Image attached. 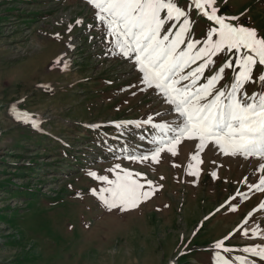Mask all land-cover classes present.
Returning a JSON list of instances; mask_svg holds the SVG:
<instances>
[{"label": "rangeland", "instance_id": "1", "mask_svg": "<svg viewBox=\"0 0 264 264\" xmlns=\"http://www.w3.org/2000/svg\"><path fill=\"white\" fill-rule=\"evenodd\" d=\"M185 2L177 0L189 11L193 38L203 40L202 21L211 24ZM216 6L218 15L239 17L234 23L264 36V0ZM95 11L87 0H0V264H214L213 242L229 233L234 250L222 255L233 264L240 255L264 264L242 251L264 242L251 235L253 227L264 230V192L243 183L264 174L257 157L210 144L192 160L194 142L184 140L159 163L125 158L151 149L155 130L120 122L176 114L157 91L142 90V74L132 59L114 54ZM226 72L217 87L230 83ZM245 90H259V81ZM14 104L39 117L41 130L17 120ZM115 163L159 186L149 200L125 212L103 205L92 189L107 185L88 172L114 179L107 169ZM237 191L247 198L237 197L232 211L225 202Z\"/></svg>", "mask_w": 264, "mask_h": 264}, {"label": "snow or ice", "instance_id": "2", "mask_svg": "<svg viewBox=\"0 0 264 264\" xmlns=\"http://www.w3.org/2000/svg\"><path fill=\"white\" fill-rule=\"evenodd\" d=\"M87 2L96 10L95 19L106 35L113 38L109 42L118 50L114 54L134 61V67L142 74V90L157 91L176 114L172 121L154 123L149 116L144 121L120 122L137 126L149 124L155 130L150 141L152 148L139 155L129 152L126 159L159 163L161 153L176 156L178 145L189 140L194 142L195 148L192 160H198L199 153L211 144L226 155L257 157L261 161L258 170L264 173V36L258 35L254 28L233 23L239 17L218 15L217 0H191L188 6L191 9L194 5L199 14L212 22L203 40L193 38L189 11L178 6L177 0ZM82 23L76 20V24ZM91 27L93 25H89ZM71 30L72 25H69L68 31ZM60 62L58 58L57 63ZM226 70H231L230 83L217 87L226 78ZM206 72L211 74L205 75ZM257 80L259 90L249 95L246 85L255 84ZM10 110L17 120L41 130L39 117L17 111L15 104ZM107 171L114 173L115 178L97 175L95 171H89L88 175L107 185L99 193L95 189L92 192L109 211L135 209L149 200L159 187L151 179L141 183L142 173L122 168L120 163ZM243 183L250 191L264 192V174L258 183H248L247 177ZM237 197L244 199L247 194L237 191L225 202L232 211L237 210ZM223 207L225 205H221ZM260 209H264V203L260 204ZM248 217H252V212ZM244 223L247 224V218ZM233 235L229 233L213 242L214 264H233L222 255L234 250L233 246L226 245ZM243 235H249L248 228H244ZM251 235L264 240V230L259 226L251 229ZM242 251L264 259V243L244 247ZM235 261L249 264L243 255L236 256Z\"/></svg>", "mask_w": 264, "mask_h": 264}, {"label": "bare ground", "instance_id": "3", "mask_svg": "<svg viewBox=\"0 0 264 264\" xmlns=\"http://www.w3.org/2000/svg\"><path fill=\"white\" fill-rule=\"evenodd\" d=\"M264 243V242H263Z\"/></svg>", "mask_w": 264, "mask_h": 264}]
</instances>
